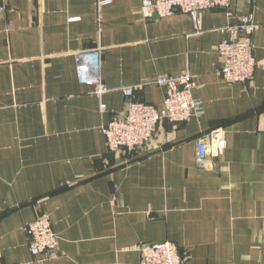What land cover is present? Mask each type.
<instances>
[{"label":"crops","instance_id":"obj_1","mask_svg":"<svg viewBox=\"0 0 264 264\" xmlns=\"http://www.w3.org/2000/svg\"><path fill=\"white\" fill-rule=\"evenodd\" d=\"M142 3L0 4L4 264H139V245L165 240L187 264H264V0L207 10L201 29L186 12L147 15ZM250 14L257 69L231 85L217 45ZM79 58L106 91L80 78ZM187 71L203 113L163 121L138 156L109 150L103 126L126 109L122 88L138 87V99L161 109L156 79ZM218 128L227 146L199 166L196 140ZM40 215L59 241L35 255L28 224Z\"/></svg>","mask_w":264,"mask_h":264},{"label":"built area","instance_id":"obj_2","mask_svg":"<svg viewBox=\"0 0 264 264\" xmlns=\"http://www.w3.org/2000/svg\"><path fill=\"white\" fill-rule=\"evenodd\" d=\"M11 0H0L6 5ZM143 10L147 15L160 17L173 14L177 10L188 13L195 22L196 29L200 28L203 12L215 8H228L231 0H142ZM257 26L253 15H246L240 22L226 26L230 37L223 39L217 50L222 58L220 74L229 84L247 82L253 78L257 69L255 47L251 34ZM95 58V69L98 71V52L92 53ZM90 56V55H87ZM90 56V57H91ZM92 65L88 59L79 58L78 73L80 78L88 83H98V93L107 89L100 83L99 77L91 73ZM155 83L164 88L163 107L140 100L136 97V86L122 88L126 97V109L113 116L110 122L103 126L106 144L111 151H127L138 156L151 145L157 134L159 125L168 120L180 124L200 116L204 103L200 97L193 94V76L190 72L180 75H163ZM106 105L101 103V110ZM227 146L221 129H213L196 140L199 166L204 165L208 157L221 154ZM30 250L33 254L54 251L58 246V236L50 218L40 215L28 224ZM141 259L139 264H187L189 256L182 253L178 245L170 240L142 243L139 245ZM0 264H4L0 259Z\"/></svg>","mask_w":264,"mask_h":264},{"label":"trees","instance_id":"obj_3","mask_svg":"<svg viewBox=\"0 0 264 264\" xmlns=\"http://www.w3.org/2000/svg\"><path fill=\"white\" fill-rule=\"evenodd\" d=\"M142 156L144 155V153L143 154H141Z\"/></svg>","mask_w":264,"mask_h":264}]
</instances>
